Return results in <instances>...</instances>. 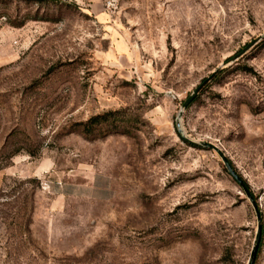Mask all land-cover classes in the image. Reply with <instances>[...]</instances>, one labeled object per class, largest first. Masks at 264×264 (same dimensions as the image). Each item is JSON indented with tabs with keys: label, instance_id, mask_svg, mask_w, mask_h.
I'll list each match as a JSON object with an SVG mask.
<instances>
[{
	"label": "rangeland",
	"instance_id": "obj_1",
	"mask_svg": "<svg viewBox=\"0 0 264 264\" xmlns=\"http://www.w3.org/2000/svg\"><path fill=\"white\" fill-rule=\"evenodd\" d=\"M0 168V264H264V0H0Z\"/></svg>",
	"mask_w": 264,
	"mask_h": 264
},
{
	"label": "water",
	"instance_id": "obj_2",
	"mask_svg": "<svg viewBox=\"0 0 264 264\" xmlns=\"http://www.w3.org/2000/svg\"><path fill=\"white\" fill-rule=\"evenodd\" d=\"M250 47L251 46H249L246 50H244L243 53H245L246 51H248V49H250ZM240 56L241 55H239L238 57H240ZM201 89H202V86L195 90L194 94L183 104V109L188 108L193 103V101L196 99V97L198 96V94H199V92H200ZM200 146L201 147H204V148H207L209 150L215 151L220 156V158L222 159V161L224 162L225 167L228 170V172L239 183H241L240 179L237 177V175L235 174V172L232 170V168H231L230 164L228 163L225 155L223 154V152L219 148H217L216 146H214V145H212L210 143H202ZM258 220H259L258 232H257L255 246H254V249L252 251L251 259H250L249 264H254L255 263L256 257H257V253H258V250H259V247H260V244H261V240H262V226L260 224V218H259V216H258Z\"/></svg>",
	"mask_w": 264,
	"mask_h": 264
},
{
	"label": "trees",
	"instance_id": "obj_3",
	"mask_svg": "<svg viewBox=\"0 0 264 264\" xmlns=\"http://www.w3.org/2000/svg\"><path fill=\"white\" fill-rule=\"evenodd\" d=\"M22 1H24L26 4H33V3H35V4H38V5H41V6H43L44 4H47L48 3V0H22ZM30 20H32V18L29 16L23 22H21L19 24L12 23L11 26H13L15 28H20V27L24 26ZM101 120H102V118H100V117H96V118L92 119L90 121V123H89V126H88V128L90 129V131H92L94 127L100 126L101 125ZM18 153L19 152H17V151L14 152V154L12 155V157H15ZM30 156L31 157H34V154L33 153H30ZM0 170H1V168H0ZM33 182L34 181L31 180V181L27 182V184H31Z\"/></svg>",
	"mask_w": 264,
	"mask_h": 264
},
{
	"label": "crops",
	"instance_id": "obj_4",
	"mask_svg": "<svg viewBox=\"0 0 264 264\" xmlns=\"http://www.w3.org/2000/svg\"><path fill=\"white\" fill-rule=\"evenodd\" d=\"M66 195H74V196H76V195H82V194H84L83 192L81 193L79 190H73V188H66Z\"/></svg>",
	"mask_w": 264,
	"mask_h": 264
}]
</instances>
